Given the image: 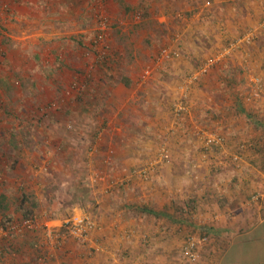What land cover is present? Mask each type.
Masks as SVG:
<instances>
[{"label": "rangeland", "instance_id": "374dc122", "mask_svg": "<svg viewBox=\"0 0 264 264\" xmlns=\"http://www.w3.org/2000/svg\"><path fill=\"white\" fill-rule=\"evenodd\" d=\"M212 3L0 0V264H220L264 218V0Z\"/></svg>", "mask_w": 264, "mask_h": 264}, {"label": "crops", "instance_id": "0c3cea01", "mask_svg": "<svg viewBox=\"0 0 264 264\" xmlns=\"http://www.w3.org/2000/svg\"><path fill=\"white\" fill-rule=\"evenodd\" d=\"M231 0H212V6L217 4L220 7L219 12L224 10L225 3L226 5ZM250 0H236L237 4H240L241 11H246L249 9H255V6H252L249 3ZM220 4V6H219ZM256 26V25H255ZM47 160V158H45ZM166 201L163 197L159 202ZM160 206V203H159ZM172 214V213H171ZM111 219L113 220L112 224L118 221L124 225L123 228L112 227V228H103L97 236V244L94 248L97 255H103V258L108 261L111 256V260H117V253L120 250H123L124 253L132 252L135 250L136 245L132 243L135 235L143 234V231H136L134 227H129L130 215L127 213L121 214H112ZM218 225L221 228H233L234 224H230L229 220H226L223 216L217 217ZM259 220V219H257ZM104 222V218L102 220ZM240 230V231H239ZM239 230L236 231V238H234L230 245L226 248V251L222 254L220 264H263L264 263V218L260 221H253L252 217H244L242 223L239 227ZM105 236V237H104ZM122 237V238H121ZM118 239H124L122 249L120 246H115ZM105 241V242H104ZM104 242V243H103ZM108 242V244H106ZM112 242V243H109ZM84 251V250H83ZM82 253V251H79ZM102 264V263H100Z\"/></svg>", "mask_w": 264, "mask_h": 264}, {"label": "trees", "instance_id": "16d2710c", "mask_svg": "<svg viewBox=\"0 0 264 264\" xmlns=\"http://www.w3.org/2000/svg\"><path fill=\"white\" fill-rule=\"evenodd\" d=\"M2 157L4 156V155H1ZM19 210H22L23 211V209L22 208H19ZM24 212V213H23ZM22 212V217L24 218V219H27L28 217H29V214L31 213L30 211H28V210H24Z\"/></svg>", "mask_w": 264, "mask_h": 264}]
</instances>
